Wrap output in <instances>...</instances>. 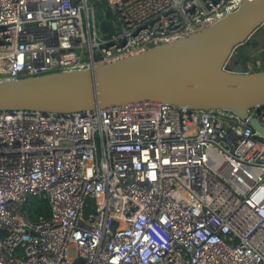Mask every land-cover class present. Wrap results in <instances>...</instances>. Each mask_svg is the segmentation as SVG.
Instances as JSON below:
<instances>
[{"label": "built area", "instance_id": "obj_1", "mask_svg": "<svg viewBox=\"0 0 264 264\" xmlns=\"http://www.w3.org/2000/svg\"><path fill=\"white\" fill-rule=\"evenodd\" d=\"M243 1L0 0V80L183 39ZM0 264H264V138L222 108L0 112Z\"/></svg>", "mask_w": 264, "mask_h": 264}, {"label": "water", "instance_id": "obj_2", "mask_svg": "<svg viewBox=\"0 0 264 264\" xmlns=\"http://www.w3.org/2000/svg\"><path fill=\"white\" fill-rule=\"evenodd\" d=\"M95 6L102 17L101 6ZM262 24L264 0H245L236 11L183 39L92 68L0 80V112L59 117L139 102L222 108L247 119L264 138V127L248 113L264 109V68L245 70L232 56ZM99 27L111 29L104 19Z\"/></svg>", "mask_w": 264, "mask_h": 264}, {"label": "trees", "instance_id": "obj_3", "mask_svg": "<svg viewBox=\"0 0 264 264\" xmlns=\"http://www.w3.org/2000/svg\"><path fill=\"white\" fill-rule=\"evenodd\" d=\"M100 6L103 7L104 6L103 3H100ZM251 35L249 36V38L246 41H244L241 44H238L234 48V54L237 56L238 61L242 64V66L244 67L245 70H249L248 69L249 63L256 61V60H259L258 57L249 56L245 52L242 51V49L245 45H248L251 47H256L257 42L255 40H250ZM250 43H252V45ZM260 60L263 62V64H261L260 67H256V66H255L256 68L253 67L252 70H258V69L264 68V57H261ZM23 208L30 214V216L32 218H36L39 215H43V216L47 217L50 213L49 207L47 204V200L44 198L30 197L24 203Z\"/></svg>", "mask_w": 264, "mask_h": 264}, {"label": "rangeland", "instance_id": "obj_4", "mask_svg": "<svg viewBox=\"0 0 264 264\" xmlns=\"http://www.w3.org/2000/svg\"><path fill=\"white\" fill-rule=\"evenodd\" d=\"M250 40H255L257 42L256 47L245 45L242 51L249 56L258 57L259 60H257L256 67H260L261 64H263L260 58L264 57V24L257 28V30L251 35ZM248 67L253 68L252 62L248 64Z\"/></svg>", "mask_w": 264, "mask_h": 264}, {"label": "flooded vegetation", "instance_id": "obj_5", "mask_svg": "<svg viewBox=\"0 0 264 264\" xmlns=\"http://www.w3.org/2000/svg\"><path fill=\"white\" fill-rule=\"evenodd\" d=\"M232 56H233L234 58L238 59L237 56L234 54V52H233V55H232Z\"/></svg>", "mask_w": 264, "mask_h": 264}]
</instances>
